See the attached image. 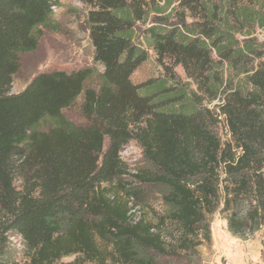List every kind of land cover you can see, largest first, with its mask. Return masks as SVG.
<instances>
[{
	"label": "trees",
	"instance_id": "trees-1",
	"mask_svg": "<svg viewBox=\"0 0 264 264\" xmlns=\"http://www.w3.org/2000/svg\"><path fill=\"white\" fill-rule=\"evenodd\" d=\"M83 1L103 71L39 73L13 92L61 0H0V264H203L216 212L238 238L264 230V0ZM150 51L163 71L135 83ZM80 98L77 124L65 110ZM131 142L148 168L124 183ZM115 183L132 202L160 190L164 209L137 216L107 196Z\"/></svg>",
	"mask_w": 264,
	"mask_h": 264
},
{
	"label": "rangeland",
	"instance_id": "rangeland-1",
	"mask_svg": "<svg viewBox=\"0 0 264 264\" xmlns=\"http://www.w3.org/2000/svg\"><path fill=\"white\" fill-rule=\"evenodd\" d=\"M161 4L163 1L160 2ZM175 5V4H174ZM90 6L83 0H61V6L55 8V14L51 29L43 28L42 37L36 50L24 53L20 56V69L14 77L13 92L22 91L32 79L39 73L63 70L72 72L83 68H93L97 73L103 71L100 63L94 60V46L92 44L87 23ZM171 10L168 11V13ZM173 13V12H172ZM139 24V32L150 25ZM257 37L264 41V30L258 29ZM163 71L157 62L156 55L150 51L149 59L141 64L133 73L135 83L142 82L150 77L158 76ZM177 71L185 78L181 67ZM89 86L96 87L95 80L89 82ZM221 101L212 103V107L218 106ZM82 98L71 108L65 110V115L74 123L83 122L81 114ZM219 133L224 141L231 140V134L226 120L220 116ZM106 141L105 148L107 147ZM122 160L125 164L126 174L123 182H134V175L141 169H147L142 149L131 142L122 150ZM107 196L112 199L114 195L120 198L122 203L134 205L136 215H145L153 218L155 211H162L164 204L161 191L152 189L144 201H133L122 189L117 188L116 183L107 188ZM109 193V194H108ZM138 205V206H137ZM212 242L200 247L203 264H264L263 240L264 230L256 232L246 239L238 238L230 233L224 215L216 212L211 223ZM13 246L18 253V258L24 257L23 247L18 237L13 238ZM98 246L103 252L105 260L109 263L112 247L108 242L98 239ZM65 264H96L94 262L77 261L76 256L63 259Z\"/></svg>",
	"mask_w": 264,
	"mask_h": 264
}]
</instances>
